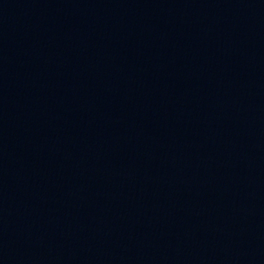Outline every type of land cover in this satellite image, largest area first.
I'll return each instance as SVG.
<instances>
[{
	"label": "water",
	"instance_id": "95a60500",
	"mask_svg": "<svg viewBox=\"0 0 264 264\" xmlns=\"http://www.w3.org/2000/svg\"><path fill=\"white\" fill-rule=\"evenodd\" d=\"M0 264H264V0H0Z\"/></svg>",
	"mask_w": 264,
	"mask_h": 264
}]
</instances>
